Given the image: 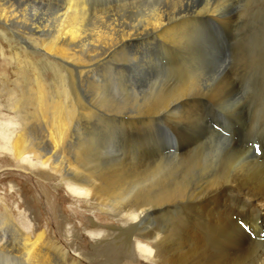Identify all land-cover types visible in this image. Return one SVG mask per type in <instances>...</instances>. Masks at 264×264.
Segmentation results:
<instances>
[{
	"label": "bare ground",
	"instance_id": "obj_1",
	"mask_svg": "<svg viewBox=\"0 0 264 264\" xmlns=\"http://www.w3.org/2000/svg\"><path fill=\"white\" fill-rule=\"evenodd\" d=\"M8 1L0 0L5 29L22 24ZM61 2L50 34L36 21L21 37L56 61L55 95L39 88L36 99L53 148L18 107L19 123L1 125L0 151L115 218L112 226L92 221V257L75 253L88 262L113 248L140 264H264V0ZM240 22L249 34L233 49L213 38L214 27L234 34ZM85 81L88 106L78 91ZM206 103L221 130L208 125ZM0 220V264H79L44 232Z\"/></svg>",
	"mask_w": 264,
	"mask_h": 264
},
{
	"label": "rangeland",
	"instance_id": "obj_2",
	"mask_svg": "<svg viewBox=\"0 0 264 264\" xmlns=\"http://www.w3.org/2000/svg\"><path fill=\"white\" fill-rule=\"evenodd\" d=\"M57 1L58 0H10L8 1V5H13L16 10V16L19 18V22H21L22 24H16V28L11 26L8 29H5L2 25H0V131H5L1 128V125L3 126V124L15 125L19 123L20 119L15 118L14 114V111L19 107V111L21 110L20 115L24 118H22L23 122L26 124L28 129L34 130L40 137L43 138L44 146L47 149L53 148V144L49 140V128L46 126L47 123L42 117L40 109L36 105V101L38 100L37 96L39 93V88H41L42 90L43 88H46L47 91L46 89L43 91H45L49 96L55 95L54 91L55 89L57 90V87L59 86L55 85V88L53 83L57 78L55 74L57 66L55 64H51V61L52 63L56 61L52 59H45V57L43 56L44 54L40 50L41 44L38 40H30L31 42L28 41V44H25L24 39L21 37H27L26 33H29V31L26 30L29 27L23 24H29L36 21L38 25L40 22V25L43 27L46 26L45 24H47L49 27L46 28L48 31L46 35L50 34V31L54 30V23H56V18L58 15L57 11L61 8L60 6L63 5V2H61L62 0H59L58 2ZM37 3H39V5ZM241 3L243 4V2ZM241 3L239 4L241 5ZM241 7L237 9L238 14L242 13L243 8ZM50 10L51 12H49ZM25 20L27 22H25ZM42 21H44V23ZM245 25L240 22L237 26L236 31H234V34L233 32L231 34L226 29H219L217 27H214L213 30L216 33L213 38L216 40V42H224L226 46H229L231 47V49H233L234 47L232 43L238 42L242 38L244 39L245 35L247 37L249 34V29H247L248 26ZM4 36L10 37L5 38ZM231 38L233 40H231ZM23 48H25V50L27 49V52ZM233 55L234 50L228 55V59L226 58L227 60L225 61V65L231 66L233 62ZM162 61L165 65H167L165 58ZM58 63L59 61H57V64ZM33 64H36V67ZM114 67H116V65ZM114 67L113 69L111 67V71H117L120 69V67ZM36 73L42 78L39 81V85H37L36 83ZM74 77L72 76V79H75L76 81L79 80L77 73ZM72 79H70V81ZM82 83H85L86 87H82L81 82H79L78 91L81 93L82 102L84 103V105L88 106V100L83 95V92H86L85 89L88 88V86L86 81ZM100 85H105V82H102ZM88 92L89 91H87V94ZM9 93L11 95H9ZM9 96H13L14 98H16L19 105L11 104V101H9ZM205 111V119L207 120L208 125L210 126L211 124H215L214 121L210 118L211 114L209 112H211V108L209 103H206ZM81 124L82 125L79 128V131L86 136L85 124L83 122H81ZM163 127L164 129L161 127V130L167 132L169 127ZM8 130H12V127H9ZM105 131L109 135L111 134V132H113L110 131L109 126H107ZM103 132L104 130L101 134H103ZM101 134H99V136H97L98 138H95V140L100 139ZM231 135L234 137V132H232ZM113 136L117 139L118 142H120V138L118 137V135H116V133H113ZM170 136L171 133L170 131H168L167 142L170 141ZM95 142L97 143V141ZM101 142L102 141H98L99 144H101ZM74 144L75 142L73 140H71L70 142L68 141L69 148L74 147ZM9 156V154L6 155V153L0 151V215L11 217L19 228L27 232H31L33 235L34 233H36V231L44 232V240L55 243L62 250V252H67V255L69 254V259L78 262L79 264L141 263L138 256L137 259L134 260H132L133 257L129 254H122L121 256H119L118 253H114L113 248L111 249L112 253L109 252V255L107 254L105 256H97L94 258L93 262H88V260L84 258L82 259V257L75 253V251L82 252L83 254H88L90 257H92L93 255L90 244L91 239L87 237V234L94 232L95 229L92 225V221L94 220V223H98L100 225L112 226L116 224L115 218L111 216H109L108 218V215L106 214L101 215L100 212L94 211L83 201H76V199H74L72 196L70 197V194L66 191V189L64 187H60L58 179L54 178V180H49V177L47 175L45 176L46 173L44 172V170L42 172L41 169H31L29 168V166H24V168H16L15 164L12 163V157ZM70 218H72V221L70 220ZM68 231L69 233L72 231V235L69 234ZM73 233L77 238L72 237ZM9 258L12 259L13 262H20V258L17 259V257L15 256L10 255Z\"/></svg>",
	"mask_w": 264,
	"mask_h": 264
}]
</instances>
